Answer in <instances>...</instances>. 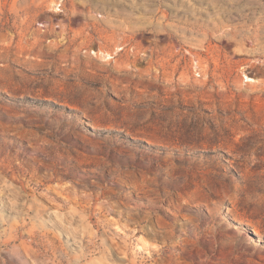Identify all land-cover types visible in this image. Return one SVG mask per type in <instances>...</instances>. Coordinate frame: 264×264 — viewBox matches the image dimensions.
Masks as SVG:
<instances>
[{
  "label": "rangeland",
  "instance_id": "374dc122",
  "mask_svg": "<svg viewBox=\"0 0 264 264\" xmlns=\"http://www.w3.org/2000/svg\"><path fill=\"white\" fill-rule=\"evenodd\" d=\"M59 2L0 0V264H264V0Z\"/></svg>",
  "mask_w": 264,
  "mask_h": 264
},
{
  "label": "flooded vegetation",
  "instance_id": "af4514ba",
  "mask_svg": "<svg viewBox=\"0 0 264 264\" xmlns=\"http://www.w3.org/2000/svg\"><path fill=\"white\" fill-rule=\"evenodd\" d=\"M138 34H141V32H138ZM168 37L169 36H164V37H161L162 39H165L166 40V42H164V44H170V41H168ZM156 37L154 36V35H152L151 33L149 34V35H147V36H139L137 39L140 41H142V40H144V43H146V44H149V45H151V44H154L155 42V39Z\"/></svg>",
  "mask_w": 264,
  "mask_h": 264
},
{
  "label": "bare ground",
  "instance_id": "6f19581e",
  "mask_svg": "<svg viewBox=\"0 0 264 264\" xmlns=\"http://www.w3.org/2000/svg\"><path fill=\"white\" fill-rule=\"evenodd\" d=\"M93 52H95V54H96V51H93ZM107 55H108V53H107ZM111 56L109 55L108 57H105V58H110Z\"/></svg>",
  "mask_w": 264,
  "mask_h": 264
},
{
  "label": "built area",
  "instance_id": "2783aa9c",
  "mask_svg": "<svg viewBox=\"0 0 264 264\" xmlns=\"http://www.w3.org/2000/svg\"><path fill=\"white\" fill-rule=\"evenodd\" d=\"M62 2V0H60V2L59 3H61Z\"/></svg>",
  "mask_w": 264,
  "mask_h": 264
}]
</instances>
